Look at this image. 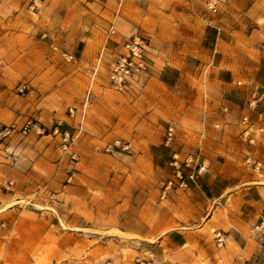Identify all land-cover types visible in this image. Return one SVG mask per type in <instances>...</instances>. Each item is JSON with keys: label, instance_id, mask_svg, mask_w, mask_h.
Instances as JSON below:
<instances>
[{"label": "rangeland", "instance_id": "rangeland-1", "mask_svg": "<svg viewBox=\"0 0 264 264\" xmlns=\"http://www.w3.org/2000/svg\"><path fill=\"white\" fill-rule=\"evenodd\" d=\"M207 1L0 0V127L14 126L0 139V264H264V220L240 222L238 187L217 196L231 173L253 176L264 196V173L245 160L264 163V126L249 146L232 128L219 145V128L200 124L213 67L263 49L264 0ZM133 37L149 66L120 92L109 72ZM183 54L189 73L166 83L153 64L181 66ZM183 145L208 161L205 201L177 186L163 196ZM200 228V241L161 242Z\"/></svg>", "mask_w": 264, "mask_h": 264}, {"label": "crops", "instance_id": "crops-1", "mask_svg": "<svg viewBox=\"0 0 264 264\" xmlns=\"http://www.w3.org/2000/svg\"><path fill=\"white\" fill-rule=\"evenodd\" d=\"M195 20H197V17ZM182 31L186 33L185 30ZM183 32L180 37L181 41L194 39L193 36H187V34H184ZM179 58L182 59L181 66L168 61L165 66H162L160 69H158L157 63L155 62L153 64L154 71H162L161 73L164 76L170 78H166V83L168 84L174 82V77L180 75L184 78L189 73L184 72L189 71L188 67L185 66L186 62L189 60V57L183 54L180 55ZM231 65L232 67L230 68L213 67L212 70L215 71L213 73L214 83L211 86L212 90L210 91L213 96L210 101L206 100L210 105V110L204 107L200 124L203 126V129H206V126L209 124L215 126V128H219V138H214V141L219 145H221V141H225V138H229L230 140L233 139L231 136L227 135L228 130L232 128V130L235 131V135L237 137L242 139L247 145L254 146L255 144L259 143L261 133L258 131L253 133L252 136H245L242 133L243 127L241 124V117L250 111L248 107V101L251 98L253 92L256 89H264V46L263 49H260L258 58L255 62L249 58H245L239 62L231 61ZM237 71L242 72V76H244L243 80H236V76L239 74ZM173 75L174 77L172 78L171 76ZM238 81H241V84H238ZM192 109L193 112L194 110L198 111L197 108L194 109L193 105L189 104L186 106L185 111L190 112ZM257 111L263 112V119L258 121V124L263 127L264 100L258 103L256 110L251 111L252 119L256 118ZM251 137L252 141L250 140ZM194 140L197 146L200 145L199 138ZM186 147L187 145H183L182 148L175 146L172 153L177 152L180 153L181 156L188 152L195 153V151H193L194 149L190 151L185 150ZM247 153L251 152L248 151ZM204 175L197 176L194 180L188 181V187L185 188V191L190 198H193L194 195H199L203 197V201H205L204 197H206L207 184ZM224 178L228 179V183L223 188H221L222 190H219L217 196L220 197L223 195V192L227 189L238 187L233 195L239 199V202L236 203V206L241 216H243L240 217V222L253 224L259 218L264 220V196L261 193V187L253 184L255 183L253 176L247 175V177L241 179L238 173H231L228 176H224ZM238 178L239 180L236 181ZM214 180L215 179L213 177V179L209 180V184H212ZM203 201H200L199 199L198 203H203ZM201 217L202 215L198 214L196 218L200 219ZM263 226L264 221L262 226L259 227L263 228ZM200 230L201 228L197 230H171L164 235V238L161 240V242L165 241L171 246H182L186 245L189 240L195 241L198 239V241H200V237L203 236V233Z\"/></svg>", "mask_w": 264, "mask_h": 264}, {"label": "built area", "instance_id": "built-area-1", "mask_svg": "<svg viewBox=\"0 0 264 264\" xmlns=\"http://www.w3.org/2000/svg\"><path fill=\"white\" fill-rule=\"evenodd\" d=\"M219 0H208L207 8L216 10V4ZM125 51L116 59L109 72V83L111 87L117 91H125L133 80H138L143 71L148 68V61L146 58L147 44L139 37L126 39L124 43ZM68 59L73 58V55L67 54ZM241 84V81H238ZM90 93L86 97V102L89 100ZM264 100V89H256L248 101L249 112L241 117V124L243 127L242 133L249 137L262 129L258 121L263 119V112L257 111L256 118L252 119L251 111L256 110L258 103ZM85 102V103H86ZM73 113V109H71ZM14 126L0 127V139L6 137L13 130ZM29 129V124L23 126L24 132ZM174 130L169 127L168 135L166 137V145L173 140ZM69 135L66 134L65 141H68ZM252 141V137L250 138ZM114 145L118 148L127 149L130 145L121 143L117 139ZM111 145L109 146V148ZM246 162L252 167L254 171L264 173V163L261 159L254 157L251 153L246 154ZM171 165L173 166V176L170 177L163 190V196L166 192L174 186L185 189L188 187V181L194 180L197 176L205 174L209 169L207 159L200 154L194 152L185 153L183 156L180 153H173L171 157ZM263 224V222H262ZM261 224V226H262ZM259 227V226H258ZM227 240V236L222 231H215V241L219 246H222ZM264 245V237H263ZM245 264H255L253 262H246Z\"/></svg>", "mask_w": 264, "mask_h": 264}]
</instances>
